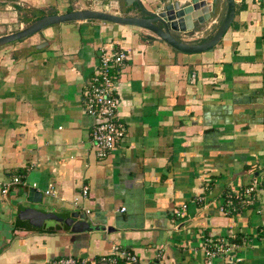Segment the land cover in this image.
Listing matches in <instances>:
<instances>
[{
	"label": "crops",
	"instance_id": "obj_1",
	"mask_svg": "<svg viewBox=\"0 0 264 264\" xmlns=\"http://www.w3.org/2000/svg\"><path fill=\"white\" fill-rule=\"evenodd\" d=\"M169 1L140 0L150 10ZM93 2L0 0V35L16 31L14 22L20 28L80 8L138 14L119 0ZM221 5L217 0L202 25L172 36L204 41ZM103 48L126 54L116 72V112L125 133L97 158L81 90ZM17 174L28 184L0 195V264H45L67 255L109 264L104 258L113 244L142 264H206L203 239L233 238L239 259L214 257L210 264H264V188L250 204L239 206L233 197L253 176L264 180V0H234L229 26L200 52L175 50L143 28L95 19L48 25L0 45V181ZM32 182L41 192L37 203L26 200ZM48 183L53 192L46 194ZM228 195L238 208L223 214ZM19 203L75 211L91 227L74 232L50 219L36 226L18 216ZM181 204L182 215L175 216Z\"/></svg>",
	"mask_w": 264,
	"mask_h": 264
},
{
	"label": "water",
	"instance_id": "obj_2",
	"mask_svg": "<svg viewBox=\"0 0 264 264\" xmlns=\"http://www.w3.org/2000/svg\"><path fill=\"white\" fill-rule=\"evenodd\" d=\"M125 7L135 3L138 9L137 15H121L114 12L95 8H80L63 13L42 15L16 31L1 34L0 45L12 42L35 32L48 25L66 22L81 21L86 19L102 20L106 22L131 25L150 31L160 40L167 43L173 49L182 52H200L212 48L229 26L234 13V0H222L220 17L217 27L204 41L188 43L172 36L171 31H192L194 22L202 25L214 13L217 0L206 3L204 0H173L161 5L156 10L148 9L140 0H121ZM27 202L37 203L41 200V192L30 188L26 197ZM18 216L26 219L36 226H40L46 219L62 222L74 232L90 229L89 222L78 212L62 214L47 211L35 206H27L19 203Z\"/></svg>",
	"mask_w": 264,
	"mask_h": 264
},
{
	"label": "built area",
	"instance_id": "obj_3",
	"mask_svg": "<svg viewBox=\"0 0 264 264\" xmlns=\"http://www.w3.org/2000/svg\"><path fill=\"white\" fill-rule=\"evenodd\" d=\"M125 58L126 54L121 50L113 51L111 48L101 49L98 55V62L81 90L83 111L93 118L89 140L94 155L97 158H103L114 150L125 133L124 124L116 112L119 103L116 72L123 64ZM26 183L23 174H17L8 180L0 181V195L5 196L13 185L20 184L25 186ZM29 186L32 189L36 188L34 182L30 183ZM87 188L86 184L81 186V195L84 196L86 194ZM261 188H264V180H258L253 176L247 186L243 187L239 192H234L233 197L239 203V206L250 204L253 194ZM52 190V184L48 183L44 193H52ZM231 197L232 195H228L226 204L219 207V210L223 214H232L238 208L233 204ZM184 208L185 204H181L179 208H175L173 210L174 215L181 216ZM85 211L87 212V210ZM238 243L234 241V238L232 240L203 239L199 247L206 264H210L214 257H222L225 261L235 262L239 258L235 257L233 252ZM104 259L109 264H142L132 251L115 244L111 246V254L105 256ZM84 261V259L67 255L53 258L45 264H85Z\"/></svg>",
	"mask_w": 264,
	"mask_h": 264
},
{
	"label": "rangeland",
	"instance_id": "obj_4",
	"mask_svg": "<svg viewBox=\"0 0 264 264\" xmlns=\"http://www.w3.org/2000/svg\"><path fill=\"white\" fill-rule=\"evenodd\" d=\"M87 2H88V3H94L93 0H87ZM119 4H123L121 0H119ZM77 6H78V5H77ZM130 15H132V14H130ZM21 16H23V13L21 14ZM14 24H15V25H14L12 28H13V29L16 28V30L19 29V24H18V22H14Z\"/></svg>",
	"mask_w": 264,
	"mask_h": 264
},
{
	"label": "trees",
	"instance_id": "obj_5",
	"mask_svg": "<svg viewBox=\"0 0 264 264\" xmlns=\"http://www.w3.org/2000/svg\"><path fill=\"white\" fill-rule=\"evenodd\" d=\"M132 8H134V9H137V6H136V4L135 3H132V5L130 6V7H125V11H128V10H130V9H132ZM137 11H138V9H137ZM42 16V15H41ZM38 17H40V16H38ZM37 18V17H36ZM36 18H34V19H36ZM33 19V20H34ZM32 20H30L29 22H31ZM234 241H236V239L234 238Z\"/></svg>",
	"mask_w": 264,
	"mask_h": 264
}]
</instances>
